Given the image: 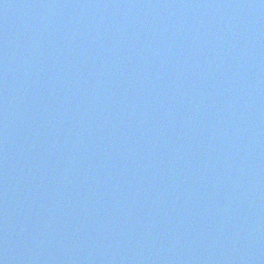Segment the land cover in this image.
Instances as JSON below:
<instances>
[{
    "label": "water",
    "instance_id": "95a60500",
    "mask_svg": "<svg viewBox=\"0 0 264 264\" xmlns=\"http://www.w3.org/2000/svg\"><path fill=\"white\" fill-rule=\"evenodd\" d=\"M0 264H264V0H0Z\"/></svg>",
    "mask_w": 264,
    "mask_h": 264
}]
</instances>
